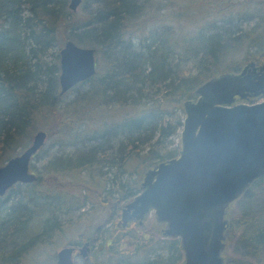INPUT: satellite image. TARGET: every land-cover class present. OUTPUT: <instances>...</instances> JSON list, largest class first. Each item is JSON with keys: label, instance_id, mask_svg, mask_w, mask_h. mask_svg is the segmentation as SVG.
Masks as SVG:
<instances>
[{"label": "trees", "instance_id": "1", "mask_svg": "<svg viewBox=\"0 0 264 264\" xmlns=\"http://www.w3.org/2000/svg\"><path fill=\"white\" fill-rule=\"evenodd\" d=\"M69 1L0 0V166L36 130L48 136L34 156L50 155L34 182L0 197V264H56L43 247L89 211L102 216L95 234L70 244L101 240L104 251L85 264H179V240L162 224L122 227L120 212L146 170L177 154L183 102L199 84L264 62V37L242 29H264V0H81L76 12ZM68 41L94 49L97 68L64 103L59 50ZM246 45L256 53L242 54ZM235 203L226 228L231 240L238 234L235 255L225 264H264V175Z\"/></svg>", "mask_w": 264, "mask_h": 264}, {"label": "water", "instance_id": "2", "mask_svg": "<svg viewBox=\"0 0 264 264\" xmlns=\"http://www.w3.org/2000/svg\"><path fill=\"white\" fill-rule=\"evenodd\" d=\"M81 0H70L76 12ZM95 50L66 42L59 50V87L64 94L96 73ZM196 97L183 102L176 156L144 173L139 192L122 208L118 224H139L150 215L163 225L164 237L176 238L183 255L179 264H225L227 209L264 175V63H245L238 72H222L202 83ZM47 132L36 130L20 153L0 166V197L17 183L37 179L30 164ZM75 247L56 252V264H76ZM89 242L79 248L89 257Z\"/></svg>", "mask_w": 264, "mask_h": 264}, {"label": "rangeland", "instance_id": "3", "mask_svg": "<svg viewBox=\"0 0 264 264\" xmlns=\"http://www.w3.org/2000/svg\"><path fill=\"white\" fill-rule=\"evenodd\" d=\"M234 1L241 2V0H234ZM236 13H237V11L232 10V13L226 12L224 14V16L225 17L228 16L229 18H232L231 14L235 15ZM255 25H256V22L252 21V22L244 25L242 28L244 31L243 34H251V37L254 40L256 38L264 37V29H262L261 31L256 30L255 33H254V31L252 32V30L255 28L254 27ZM246 47L248 49H246ZM247 51H250V53H253V54L256 53V51L254 49L250 50L249 45L245 46V50L243 51L242 54H244ZM53 53H55V51H53V50L48 53V56H46L47 61L52 59L51 55ZM257 55H259L258 52H257ZM237 58H238L239 62H241V63L243 62L244 57H241V55H240ZM190 67H191V65H188L187 69H190ZM74 98H75L74 92L65 93V95L63 96V102L64 103L69 102V101L73 100ZM262 99H264V95L262 97L252 99L251 101L255 100V102H256V101H261ZM244 103L250 104L251 102H244ZM126 110L127 109H125L124 111H126ZM61 111H62V109L59 110L60 113H61ZM37 129H39V128H37ZM180 130L178 131L177 135H175L172 139L173 140L172 147L173 146H176V147L179 146ZM49 140H51V139H49ZM50 143H51L50 141L47 142L48 145ZM27 146H28V144L26 146L20 148L18 150V153L21 152ZM49 156L50 155H44V154H39L36 157L33 156L32 160H31V170L37 174V171L42 167V165L46 162V160L49 158ZM73 178H74V175L67 176L66 181L67 182L71 181ZM80 179L84 180V176H80ZM75 190H77V189H75ZM235 204H233V205H235ZM120 214H121V212H120ZM153 219L154 218L152 215L148 216L143 222L144 226L147 227L148 225H150V223L152 222ZM101 220H102V216L100 213H95V211H89L88 215L85 218H83L79 223L76 224V223H74V221H73L74 224L66 223L64 225L63 232L60 233L59 235L55 236L53 238L52 244L51 245L49 244L46 247H43V250H46L47 254L51 253V251H57L62 246L70 244L71 241L74 240V238L77 235H84L85 237H91L93 234H95V231H96L97 227L99 226ZM237 236H238V234H236L231 240L227 235L228 239L226 238V240H225V248H224V254H223V256L225 258L226 257H230V258L234 257L235 253L233 251L234 250L233 244L235 243ZM103 251L104 250H102V248H101V240L96 241L94 243L92 249H91V252L97 254L98 260H101V259H103ZM37 253H39V251L36 252V254ZM33 255L34 254H32L29 258L33 257ZM43 258L44 257H42L41 259H43ZM75 261L77 262V264H85L78 255L75 256ZM25 264H30L29 260H27Z\"/></svg>", "mask_w": 264, "mask_h": 264}, {"label": "flooded vegetation", "instance_id": "4", "mask_svg": "<svg viewBox=\"0 0 264 264\" xmlns=\"http://www.w3.org/2000/svg\"><path fill=\"white\" fill-rule=\"evenodd\" d=\"M264 63V62H263ZM263 63H261V64H263ZM242 68V67H241ZM263 96V94H261V95H259V96H255V97H253V96H250V97H247L246 99H244V100H240V99H238V98H236V101L235 102H251L250 104H252V103H256V102H259V101H256L255 102V100L254 101H251L252 99H255V98H259V97H262ZM131 200V199H130ZM127 203V202H126ZM125 203V204H126ZM124 204V205H125ZM123 208V207H122ZM122 210V209H121ZM129 222V221H128ZM134 222H136V221H134ZM144 222V221H143ZM142 222V223H143ZM139 224V223H138ZM85 242H89V248H90V251H89V255H90V253H91V243L90 242H93V240H91V241H85ZM85 242H83V243H77V244H70V245H72L73 247H75V251H74V253H73V258L75 259V256H79L80 258H81V256H80V254H79V248L85 243ZM81 260L83 261V262H85L86 260H84V259H82L81 258ZM76 264H77V262H76Z\"/></svg>", "mask_w": 264, "mask_h": 264}]
</instances>
